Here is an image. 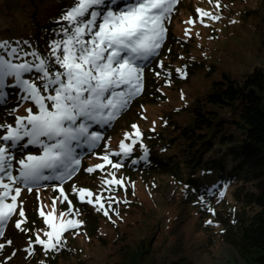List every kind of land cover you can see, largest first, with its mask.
<instances>
[{"label": "rangeland", "instance_id": "obj_1", "mask_svg": "<svg viewBox=\"0 0 264 264\" xmlns=\"http://www.w3.org/2000/svg\"><path fill=\"white\" fill-rule=\"evenodd\" d=\"M217 3L220 5L219 8L215 6ZM197 9L219 15L220 19L213 21L204 17L201 23ZM28 11L26 8H16L11 12L0 11V42L7 41L12 47H16L19 42V47L25 52L35 50L30 44L27 47L30 30ZM189 19L193 20V24L185 23ZM165 27L167 31L161 41V47L148 61L142 62L144 71L141 93L132 98L126 108L121 110L109 124L92 125L89 131L99 132L103 139L98 147L91 151L86 146L75 148V154L81 162L72 178L81 170L85 156L93 157L88 162L90 165L88 168H90L104 163L99 157L104 155L106 150L119 151V143L124 139V134L133 133V124L137 125L140 133L143 134L148 127L151 129L159 127L161 123L166 124L167 117L170 115L183 117L185 113L182 107L192 104L197 94L205 93L213 80L222 76L223 71L236 78L255 66L264 65V0H211V2L210 0H178L170 20L165 21ZM185 29H190L188 35H185ZM55 39L57 38L49 40L48 52L50 43ZM38 54L44 57L42 53ZM177 69L184 70L188 77L187 75L182 77ZM37 75L33 71L25 74L24 78L35 79ZM12 83L14 81L11 78H6V84ZM37 83L39 84V81ZM4 91L8 93V96L5 103L0 104V125L15 126L16 117L26 116L28 107L36 111L31 102L20 101L18 88L6 87ZM100 129L102 131H98ZM3 135H6V131L0 128V136ZM26 141L27 138L21 143ZM125 143H131V140ZM141 143L144 145L143 148L140 147ZM7 144L10 142L0 140V145ZM73 146L75 147V142ZM149 151L148 144L141 137L140 142L133 146L129 157H110L113 163L122 162L123 166L120 169H112L111 165H105L101 172L103 180L112 179L108 173H115L116 179H123V187L119 186L116 193H110V196L115 197V200H118V197H126L123 206L127 205L128 210L113 206L114 210L110 212L111 220L100 213L103 218H99L97 223L98 231L100 235L110 240H114L118 235L121 236L125 231V237L128 236V239L117 240V242L115 240L116 245L109 243L93 248L87 245V242L85 244V241L91 238L87 232L96 225V220L92 217L87 222L81 219L82 226L75 229L78 231L69 230L64 233L65 243L59 250L45 253L42 246L34 243L35 234L39 233L41 238L46 239L43 232L50 229L44 223V218L42 217L41 220L38 215L42 208L45 213L52 210L53 199L59 197V192H56L53 186L54 184L60 186L61 182L40 181L36 186H32L31 192L21 184L18 185L22 188V192L17 203L18 206L21 202L23 204L26 223L22 224V227L27 231H21L15 227L16 221L22 219L19 216L18 207L13 217L6 224L0 225V231L3 232L0 243L4 244V247L0 249V264H48L54 256L53 253L61 251L65 246H73L69 245L68 238L74 241L75 249L80 248L84 253H88L87 259L90 264H131L129 260L131 257L134 259V264H137V257L131 254L142 244L139 240L143 238L148 241L151 231L155 229V231L162 230L155 247L142 255L141 260L146 264H151L158 258L166 259L167 255L172 258H186L194 264H261L259 260L245 259L226 239V235L235 233L237 217L248 209V204L236 197L235 185H228L226 191L222 184L214 189L208 188L211 191L217 189V192L212 193V199L206 198L202 201L195 188H186L173 176L165 177L145 166H140L151 161L147 162ZM26 154L38 155L40 149L30 146L22 154L14 152L13 175L19 174V165L16 161ZM134 154L136 157L132 161L136 163L132 164L135 166L130 167L126 165V162ZM48 174L46 171L45 175ZM71 179L64 181L62 186L65 194L72 201L75 212L73 195L66 190ZM45 185H49L47 189ZM130 185L132 194L131 197H127L125 192L130 189ZM42 186L45 187L41 188ZM106 186L111 190L117 188L116 185ZM221 192L224 193L222 197ZM173 194L177 199L188 195L201 202L189 203L187 207L176 206L169 202ZM65 203L67 202L60 203L57 200L55 213L57 217L60 212L68 211V203ZM115 210H118L119 216L112 218L114 213L116 215ZM97 213L93 210L92 216ZM179 214H183L182 218L185 217L182 223H179ZM70 218L80 220L79 215ZM208 220H212L213 223L208 224ZM7 241L12 243L8 244ZM30 241L33 242L31 253L25 251L29 248ZM124 242L128 243V252L122 256V251L116 254V248ZM67 260L64 257L59 259L58 263L62 264Z\"/></svg>", "mask_w": 264, "mask_h": 264}, {"label": "snow or ice", "instance_id": "obj_2", "mask_svg": "<svg viewBox=\"0 0 264 264\" xmlns=\"http://www.w3.org/2000/svg\"><path fill=\"white\" fill-rule=\"evenodd\" d=\"M178 0H74L57 23L61 28L57 33L60 39L53 40L46 57L36 51L25 52L19 47L10 46L9 42H0V104H4L8 93L6 87L20 90L19 99L31 102L26 108V116H17L15 126L0 125L6 135L0 140L10 142L0 145V225H4L17 212L19 216L15 227L26 223L22 202L18 206L23 185L29 192L40 181L61 182L59 197L53 199L52 210L39 214L50 231H44L41 238L35 234L34 243L43 247L45 253L57 251L63 246L64 233L82 226L77 218L79 211H73L72 201L65 194L63 182L71 179L80 165L75 148L87 147L89 151L98 147L103 139L99 132L89 129L93 124H109L117 114L126 108L132 98L143 89L142 62L148 61L161 47L166 34L165 21L170 20ZM211 2V0H210ZM220 7L219 3L215 5ZM200 22L207 17L219 20L202 9H197ZM185 23L193 24L189 19ZM190 29H185V35ZM32 57V60L26 59ZM19 61V62H16ZM162 66V65H161ZM35 71V79H25V74ZM177 72L186 77L182 69ZM159 75V73H157ZM6 78L14 83L6 84ZM39 81V84L37 83ZM15 109L13 110V113ZM10 113V114H13ZM133 133H125L119 143V151L106 150L99 157L104 163L86 169L87 172L103 171L105 165L120 169L122 162L113 163L110 157H129L133 146L140 142L142 134L133 124ZM27 138L26 143H21ZM131 140V143L125 141ZM75 142V147L73 146ZM30 146L40 149V154H26L17 160L18 175H13V153H24ZM140 147L144 145L141 143ZM136 163V161H133ZM48 175H45V172ZM112 179H104L102 185L123 187V179H116L115 173H108ZM31 185V186H30ZM72 193L81 203L92 205L95 211L111 220L115 197L105 198L86 188L73 186ZM221 197L224 195L220 193ZM57 200L68 203V211L56 213ZM10 201V202H9ZM116 215L119 216L118 210ZM212 211V209H209ZM114 222V221H113ZM212 224V220L207 221ZM3 232L0 231V236ZM11 244L12 241H7ZM29 248L25 251L31 253ZM4 244L0 243V249Z\"/></svg>", "mask_w": 264, "mask_h": 264}, {"label": "trees", "instance_id": "obj_3", "mask_svg": "<svg viewBox=\"0 0 264 264\" xmlns=\"http://www.w3.org/2000/svg\"><path fill=\"white\" fill-rule=\"evenodd\" d=\"M73 4L74 0H24L23 2L0 0V11L28 9L30 30L27 47L34 46L35 50L32 51L42 53L46 57L49 53L47 51L49 40L62 38L57 35L61 28V24L57 22ZM45 52H47L46 55H44ZM32 59L28 57V60ZM221 74L220 78L213 80L205 93L197 94L192 104L182 107L185 113L183 117L170 115L167 117L166 124L161 123L157 128H146L142 134V140L150 149L147 162L151 161L138 165L145 166L165 177L173 176L186 188H195L202 201L206 198L212 199V193L217 192V189L211 191L208 188L214 189L222 184L226 191L228 185H235L236 197L248 204V209L237 217L235 233H229L226 239L245 259L259 260L261 264H264V65L255 66L236 78L225 71ZM134 155L126 162V165L135 166V164L132 165V160L136 157ZM92 158V155L84 157L81 170L70 180L66 190L73 195L74 209L79 211L80 220L87 222L92 217L96 220V225L87 232L91 238L89 241L86 240L85 244L87 242V245L92 248L109 243L116 245L117 240L128 239V236L125 237V231L114 240L100 235L97 223L102 215L98 212L92 216L94 207L81 203L72 193L73 186L88 188L93 192V197L102 194L106 202L110 193H116L118 190L119 186L111 190L106 185H102L101 170L97 169L91 173L86 171L90 166L88 162ZM45 186L41 188L47 189L49 185ZM53 188L59 192V185L54 184ZM48 192L52 193L49 190ZM125 194L131 197V185ZM118 198L113 206L125 210L128 206L123 205L127 198ZM169 202L176 206L187 207L189 203L201 201L190 198L188 195L177 199L173 194ZM183 214L178 215L179 223L185 220V217L182 218ZM113 217L117 218V215L114 213ZM38 218L43 219L40 215ZM155 230L151 231L148 241L141 238L139 242L142 244L131 254L137 257V264H146L141 260L142 255L151 251L159 240L162 229ZM79 238L82 239V236L79 235ZM68 240L69 245L73 246H65L61 251L53 253L54 256L48 264H59V259L64 257L68 260L62 264H90L87 259L88 253H84L80 248L75 249L74 241L69 238ZM128 250V243L124 242L116 248V254L122 251V256ZM167 256L163 260L155 259L151 264H194L186 258ZM129 260L131 264H134L132 257Z\"/></svg>", "mask_w": 264, "mask_h": 264}]
</instances>
